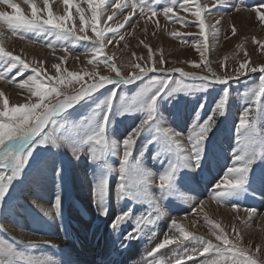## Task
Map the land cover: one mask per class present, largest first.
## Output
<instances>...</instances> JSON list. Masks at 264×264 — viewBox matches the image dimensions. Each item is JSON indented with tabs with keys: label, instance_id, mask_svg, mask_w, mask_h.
I'll use <instances>...</instances> for the list:
<instances>
[{
	"label": "snow or ice",
	"instance_id": "obj_1",
	"mask_svg": "<svg viewBox=\"0 0 264 264\" xmlns=\"http://www.w3.org/2000/svg\"><path fill=\"white\" fill-rule=\"evenodd\" d=\"M25 2L30 7V17L23 15L21 9L12 0H0V3L6 4L14 11V15L0 12V26L6 25L7 29L14 35H18L20 39L28 38V33H35L37 36L46 34V36L54 37L47 41L46 46L55 50L59 44L66 53L80 42H85L81 45L85 49L84 54H91L92 57L104 53L106 46L112 44L117 37L119 38L117 43L123 41L125 37L121 34V29H124L125 25L134 27L132 25L134 16L138 19H145L146 16L151 19L159 12L166 20H171L173 17H170L169 13L174 14V9L179 7V9L190 12L191 16L195 18L194 21H191L183 17H176V22L187 27L195 26L198 29V38L193 46L199 54V62L189 63L193 68L202 67L205 74L195 71L188 72L180 68L162 67L167 61L161 56L160 67H157L155 63L152 66H148L147 63L144 65L139 62L131 63L126 65L130 71L124 75L114 62V58L104 54L95 60V64L103 63L108 71L115 75H103L95 69L91 72L85 71L83 74L69 71L66 68H61V63L66 57H60V63L53 65L56 75L54 77L45 76L40 67L32 66L20 55L0 46V80L16 84L19 89L28 94L25 102L10 106L9 100L0 92V215L15 210L17 201H19L16 182L21 180L25 169L30 167L29 162L35 159L33 153L41 147L49 146L53 150L68 148L74 159H79L83 152L89 160L93 161L102 160L109 155L120 160V165L116 168L108 164H105L104 167L107 173L116 174L117 200L131 201L126 210L116 213L111 218L109 224L114 233H120L124 225L131 223V231L123 232V239L120 240L122 247L127 246V241L140 239L146 229L155 227L160 219L169 217L170 214L164 209L163 202L173 194L171 189L175 174L180 168H189L194 171L201 167V161L207 159L205 141L208 139V134L216 125L217 119L225 114L228 107V89L225 88L224 94L204 118L201 119L197 115L193 119L187 134L168 127L164 118L158 113L156 101L161 96H172L174 93L187 91L189 88V84H181L179 80L170 75L171 73H178L186 80L198 82L201 89L212 84L227 85L230 80H238L248 73H259V82L249 88L247 106L242 109L235 127L238 144L242 143L243 147H247L253 142L250 138L257 131L255 122L261 108L264 107V63L251 66L250 58L245 52V59L233 69L234 76H221L213 71L208 56L211 50L210 37L214 38L218 35L217 26L220 21L217 20L214 25H206L205 14H209L211 8L228 6L236 12L241 10L255 12L256 19L264 25V11L261 10L264 8V2H261L258 7L249 9L245 5V0H212L211 8L207 3H196V0H191V2L190 0H86L88 11L91 13L90 22L86 18L84 10L75 4V0H62L63 15H54L49 7V0H43V9H38L32 0H25ZM73 7H75V14L79 16L78 28L75 25L68 26L69 22L73 20V14L69 11ZM108 9H112L110 14H107ZM41 12L46 13V16L41 15ZM121 17L122 19H120ZM109 21H112L111 26L108 24ZM100 24L103 26H98ZM86 26L91 28L93 36L86 34ZM231 31L232 35L237 34L234 26ZM108 33L111 34L110 37L107 35ZM171 36L183 40V37L177 32H172ZM253 42L259 44L260 49L264 51V42L257 41L255 38H253ZM143 46L149 49L147 61L152 62L153 51L148 44ZM140 59L141 57H136L137 61ZM88 63L92 64L93 61L89 60ZM221 67L226 68V65L221 64ZM29 69L32 74L26 76ZM150 73L154 75H150ZM155 73L161 75H155ZM18 77L19 82H17ZM85 77L91 82L86 81ZM145 78L149 81L148 87L139 92L137 96L132 97L130 101H125L122 93L119 95L123 110L117 114L125 115L138 110L142 113L140 120L122 140L112 139L108 134V129L114 101L118 94L117 86L132 84ZM66 81L74 88L79 85L73 94H67L60 87L61 85L67 87ZM109 85L112 87H107ZM101 89L105 90V94L95 106L99 118L94 117L84 126L70 125L69 130H78V142L66 143L62 135L65 125L58 123L57 117L66 113L80 101L94 97ZM137 97L142 99L139 106L134 107ZM242 130H246V136L240 139L239 134ZM145 134H150L151 137L147 143L159 140L162 151H173L176 154V159L170 161L159 173H154L143 167L139 157H135L133 160L136 143ZM85 146L87 147L85 148ZM157 156L158 153H154L153 159H156ZM261 160H264V153L259 150L251 157H245L242 152L234 149L231 164L226 167L220 179L212 184L209 192L210 201L218 205H230L234 212H239L243 207L239 203L242 196L240 190L245 184L246 178L249 186L257 182L264 183V172L257 175L252 168L254 163ZM55 174L57 177L60 175L58 166ZM107 182L108 175L105 174L93 183V203L96 205L99 216L111 217L106 204ZM150 188H155L156 194L151 193ZM183 198L191 204L193 214L204 211L205 200L197 201V196L194 195ZM137 203H143L146 206L142 212L133 211V207ZM60 207L58 184L57 196L52 202L51 208L44 214L48 216L54 212L55 216H59ZM243 210L247 213L249 220L256 213V210L251 207ZM204 218L210 225L209 233L215 237L216 243H213L211 239H205L203 235H196L189 231L182 220L172 216L168 223V231L163 233L162 239L155 243L150 251H147L144 264H165L163 260H157L156 257L161 253V250L168 246H175L178 250L176 256L168 261V264H186V261H191L192 264H260L254 253L248 248L239 246L238 242L242 241V236L235 226H233L235 234V240H233L219 223L208 218L206 212ZM237 219L240 217L237 216ZM153 235L155 236L156 233L153 232ZM43 243L50 244L49 241ZM189 244L192 246L189 247ZM37 246L38 244L34 241H29L26 245L29 249ZM52 247L55 246L52 245ZM180 249L182 251H179ZM256 251H259V247ZM18 262H23V264H57L56 261L50 259H34L26 255L25 252L17 251L11 244L0 240V264H18Z\"/></svg>",
	"mask_w": 264,
	"mask_h": 264
},
{
	"label": "rangeland",
	"instance_id": "obj_2",
	"mask_svg": "<svg viewBox=\"0 0 264 264\" xmlns=\"http://www.w3.org/2000/svg\"><path fill=\"white\" fill-rule=\"evenodd\" d=\"M12 2L17 4L23 15L30 17L31 10L25 0H12ZM32 2L36 4L38 9H43V0H32ZM261 2H264V0H245V5L250 9L258 7ZM196 3H207L211 8L212 0H196ZM75 4L84 10L85 16L90 22L91 13L88 11L86 0H75ZM49 7L54 15L64 14L62 0H49ZM261 10L264 11V8ZM69 11L73 14V20L69 22L68 26L72 27L75 25L78 28L79 16L75 14V7ZM111 11L112 9H108L107 14H110ZM0 12L14 15L13 9L4 3H0ZM40 14L46 16V13L41 12ZM169 16L173 17V19L166 20L159 12L157 16L151 19H148L147 16L145 19H138V17L134 16L132 21L134 27L125 25V28L121 29V34L125 37L124 40L117 43L119 39L117 37L112 44L106 46L104 53L98 54L97 57H92L91 54H84L85 49L81 45L85 42H80L70 52L66 53L60 48L59 44H57L55 50L46 46L47 41L54 39V37L46 36V34L37 36L35 33H28V38L20 39L18 35L11 33L6 25L0 26V33H2L0 35V46L7 51L20 55L32 66L40 67L45 76L54 77L56 75V69L53 65L60 63V57H66L61 63V68H66L69 71L83 74L85 71L91 72L95 69L103 75H115L110 73L103 63L95 64V60L104 54L114 58V62L120 67L124 75H127L130 71L126 65L131 63L139 62L142 65L147 63L148 66H152L155 63L157 67H160L159 60L161 56L167 61L162 67L180 68L188 72L195 71L205 74L202 71V67L199 69L193 68L189 63L192 61L199 62V54L193 46L198 38V29L195 26L187 27L176 22V17H183L191 21H194L195 18L191 16L190 12L179 9V7L174 9V14L169 13ZM217 20L220 21L217 26L219 32L216 37H210L211 50L208 53L210 67L213 71L221 76H234L235 72L233 69L245 59V52L250 58L251 66L264 63V51L260 49L259 44L253 42V38L264 42V25L260 24L256 19L255 12L249 10L236 12L228 6L211 8V12L205 14L206 25H214ZM108 24L111 26L112 21H109ZM98 26L103 25L100 24ZM233 26L236 29V35H232L231 29ZM172 32L179 33L183 40L179 37L173 38L171 36ZM86 34L93 36L92 30L88 26H86ZM107 35L111 36L110 33ZM32 40L35 42H31ZM4 41L8 42L5 43ZM25 42H30L40 47L42 53L39 52L41 54H38V49L29 51L28 47L24 45ZM144 44H148L154 53L152 62L147 61L149 49L145 48ZM238 45L240 47H237ZM136 57H141V59L137 61ZM89 60H92L93 63L89 64ZM221 64L226 65V68L221 67ZM31 74L29 69L26 76ZM150 75L154 74L150 73ZM155 75L161 74L155 73ZM170 75L179 80L181 84H189L187 91H180L172 96L164 95L156 101L159 115L164 118L168 127L175 129L177 132L187 134L193 119L197 115L201 119L204 118L224 94L225 88L228 89V107L225 114L217 119L216 125L208 134V139L205 141L207 159L201 161V167L194 171L189 168H180L175 174L171 189L173 194L168 196L163 202L164 209L170 214L169 217L160 219L155 227L146 229L140 239L127 241V246L122 247L120 240L123 239L124 231H131V223L124 225L120 233H114L109 224L111 223V218L116 213L126 210L131 201L117 200L115 193L116 174L107 173L104 167L105 164H108L116 168L120 165V160L109 155L102 160L93 161L89 160L88 156L83 152L79 159H74L66 147L53 150L49 146H44L33 153L35 159L29 162L30 167L25 169L21 180L16 182L19 201H17L15 210L0 215V240L11 244L17 251L25 252L26 255L37 260L50 259L57 262L56 252L59 250L58 248L63 244L64 246L67 244L73 247V252L70 253L73 256L72 261L82 258L88 261V264H109L113 260L114 263L120 264L121 260H126L129 257V264H144L147 251H150L155 246V243L162 239L163 233L168 231V223L172 216L182 220L189 231L196 235H203L205 239H211L213 243H216L215 237L209 233L210 225L206 223L204 218V213L206 212L208 218L219 223L233 240H235V234L233 233V226H235L242 236V241L238 242L239 246L248 248L255 254V258L260 264H264V225L262 228L259 224L260 222L264 224V212L262 211L264 210V183L257 182L249 186L246 178V182L240 190L242 196L239 203L243 207L239 212H234L230 205H218L209 199L212 184L220 179L226 167L231 164L234 149L242 152L245 157H251L257 150L264 153V107L261 108L258 119L255 122L257 131L250 138L253 141L252 143L247 147H243L242 143L238 144V137L235 132L239 115L242 109L247 106L248 90L259 82L260 74L248 73L241 76L238 80H230L227 85L212 84L204 89L200 88L198 82L186 80L178 73H171ZM85 80L91 82L87 77H85ZM17 82H19V77ZM65 84L67 87L63 85L60 87L67 94H73L75 88L79 87V85H76L74 88L67 81ZM148 85L149 81L145 78L132 84L117 86L118 94L114 101L108 129V134L112 139L122 140L136 126L142 115L138 110L125 115L117 114L120 110H123L119 95L122 93L124 100L130 101L132 97L137 96ZM107 87L111 88L112 86L109 85ZM0 92L9 100L10 106L23 103L28 98V94L24 90L19 89L16 84H9L4 80H0ZM103 94H105V90L101 89L94 97L80 101L74 107L68 109L66 113L57 117L58 123L65 125L62 135L66 143L74 144L78 142V130H69L70 125L84 126L94 117L96 119L99 118L95 106L103 98ZM141 99L137 97V101L133 106L138 107ZM32 100L34 101L35 98L33 97ZM239 136L240 139H243L246 136V130H242ZM150 138V134L140 137L133 152V160H135V157H139L143 167L150 169L154 173H159L164 170L170 161L176 159V154L173 151H162V145L159 140L147 143ZM154 153H158L156 159H153ZM57 166L60 170L59 177L55 174ZM252 168L257 175H260L264 172V160L257 161V163L252 165ZM77 170H80L84 175L86 184L85 198H81L74 186V175ZM105 174L108 175L106 204L111 217L99 216L96 205L93 203V183ZM58 184L61 200L60 215L55 216V213L52 212L47 217L44 214L45 210H38L37 208L39 207L37 206H40L39 203L45 202L48 204V209L51 208V204L57 196ZM149 191L153 194L157 192L155 188H150ZM189 195L197 196V201L200 199L205 200V204L208 202L219 206L221 208L220 213L210 212L209 209L204 208L203 212L198 211V214H193L191 204L183 198ZM144 207L146 206L143 203H137L134 205L133 211L136 213L142 212ZM248 207L256 210L255 215L250 220L247 217V213L243 210ZM226 209L228 211L225 213ZM237 216L240 219H237ZM21 219L26 221L22 223ZM20 224L29 225L33 236L39 233V235L45 234V237L32 240L19 238L11 231L13 228L17 229ZM50 231L54 232L55 235H49ZM153 232L156 233L155 236ZM75 236H79V239H75ZM95 237H101L102 246H95L96 240L93 244ZM29 241L36 242L38 246L32 249L27 248L26 245ZM44 241H49L50 244L43 243ZM52 245L55 247H52ZM188 246L191 247L192 244ZM257 247H259L258 252L256 251ZM120 248H124L125 252L119 251ZM118 251L124 253L122 255H125V258L120 254L116 256ZM177 251L175 246H168L161 250V253L156 258L168 264V261L176 256ZM179 251H182V249ZM104 259L107 260L105 261ZM18 264H23V262H18ZM186 264H192V262L186 261Z\"/></svg>",
	"mask_w": 264,
	"mask_h": 264
},
{
	"label": "bare ground",
	"instance_id": "obj_3",
	"mask_svg": "<svg viewBox=\"0 0 264 264\" xmlns=\"http://www.w3.org/2000/svg\"><path fill=\"white\" fill-rule=\"evenodd\" d=\"M4 37V36H3ZM5 42V41H4ZM8 42V41H7ZM7 42H5V43H7ZM24 45H26L28 48V50L29 51H33L34 49H38V51H37V53L38 54H41L42 53V51H41V48L40 47H38V46H36V45H33L32 43H30V42H25V44ZM39 52H41V53H39ZM74 186L76 187V189H77V192H79V194H80V196H81V198H85V191H86V184H85V179H84V175L81 173V171L80 170H77L76 172H75V175H74ZM37 200V199H36ZM39 205L40 206H37V207H39V208H37L38 210H41V211H46V210H48V204H46L45 202H41V203H39ZM204 208H206V209H209V211L210 212H215V213H220V207L219 206H215L214 204H211V203H208V202H206V204H205V207ZM228 211V209H226L224 212L226 213ZM263 212H264V210H262ZM262 211H261V213H262ZM40 213V212H39ZM45 213V212H44ZM50 215V214H49ZM49 215L47 216V217H49ZM42 216V215H41ZM20 217V216H19ZM44 217V216H43ZM46 217V218H47ZM20 219V218H19ZM37 219V218H36ZM48 219V218H47ZM22 220V223L23 222H25L24 221V219H21ZM38 220V219H37ZM260 224V226L262 227L264 224H262V222H260L259 223ZM259 226V227H260ZM10 228V227H9ZM33 228V227H32ZM263 228V227H262ZM34 230V229H33ZM11 232H13V234L14 235H16V236H18L19 238H22V239H25V240H27V239H29V240H32V239H42L43 237H45V234H43V235H39V233H38V235L36 234V236H33V232L30 230V226L29 225H27V224H20V226L18 225V227H17V229L16 228H13L12 229V231ZM32 233V234H31ZM47 234V233H46ZM49 235H51V236H54L55 235V233L54 232H52V231H50L49 233H48ZM57 234V233H56ZM76 238L75 239H79V236H75ZM52 238H54V237H52ZM58 238V237H57ZM96 240V242H95V244H94V241ZM57 241V240H56ZM55 241V242H56ZM59 242V241H58ZM57 243V242H56ZM61 243V242H60ZM81 243L82 244H84L82 241H81ZM93 244L96 246H102V244H101V237H95V239L93 240ZM83 247V246H82ZM110 247H111V245H110ZM59 250H57V252H56V254H57V258L56 259H58L57 260V264H88V261H86L85 259H75V261H72V259H73V256H72V254H70L71 252H73V247L70 245V246H68L67 244H65V246H64V244L60 247V248H58ZM99 249V248H98ZM110 249V248H109ZM119 251H123V252H125L124 251V248L122 249V248H120L119 249ZM118 251V253H117V255L116 256H119V254L120 255H122V254H124V253H122V252H119ZM109 252V251H108ZM114 252H116V250H114ZM124 258H125V255H122ZM122 257V258H123ZM128 257V256H127ZM129 258V257H128ZM126 259V260H121V262H120V264H129V259ZM115 259H116V257H115ZM105 260V259H104ZM107 260V259H106ZM105 260V261H106ZM110 260V259H109ZM113 260V259H112ZM109 264H116V263H114V260H113V262H109Z\"/></svg>",
	"mask_w": 264,
	"mask_h": 264
}]
</instances>
